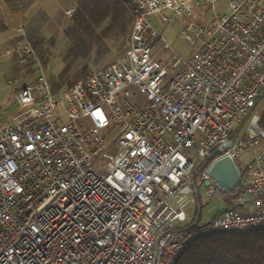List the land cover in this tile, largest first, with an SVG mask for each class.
<instances>
[{
	"label": "built area",
	"instance_id": "built-area-1",
	"mask_svg": "<svg viewBox=\"0 0 264 264\" xmlns=\"http://www.w3.org/2000/svg\"><path fill=\"white\" fill-rule=\"evenodd\" d=\"M121 1L133 18L124 55L60 95L30 41L7 50L27 82L0 126V264H176L197 237L264 228V0H227L226 12ZM170 12L186 20L188 59L154 52ZM225 154L240 172L228 191L208 173ZM217 191L226 207L204 222L202 196Z\"/></svg>",
	"mask_w": 264,
	"mask_h": 264
},
{
	"label": "rangeland",
	"instance_id": "rangeland-1",
	"mask_svg": "<svg viewBox=\"0 0 264 264\" xmlns=\"http://www.w3.org/2000/svg\"><path fill=\"white\" fill-rule=\"evenodd\" d=\"M113 1L106 0L102 5V9L96 12L97 17H102L91 18L84 22H72L71 17L65 12L55 14L54 20L42 35L35 41H30L39 54L38 56L53 92L59 95L62 94L66 86H73L83 79L85 74L102 70L124 55L126 41L132 31V17L128 13L126 14L128 19L126 33L120 37H115L112 24L109 26L111 23L110 16L106 17L112 14L108 5H113ZM120 1L117 0L118 3ZM217 6L218 9L228 11L227 0H217ZM5 10V5L0 4V24H7ZM101 11L103 13L99 14ZM168 14L171 18L168 23L165 24L156 20V25L165 41H162L154 52L162 54L164 60H168L169 51L172 49L183 58L188 59L196 48L190 34L186 31V20L171 12ZM18 42L7 43L4 36L0 35V114H2L0 126L3 122L11 120L19 110L15 92L27 82V79L24 78L23 67L16 55L7 54V50L12 49ZM134 92L137 103L140 106L145 104L146 97L136 89H134ZM263 108L264 98H260L255 112L260 115ZM116 132L117 130L112 127L103 135L110 140L116 135ZM245 132L246 128H243L242 135ZM246 154H243L241 158L244 160L249 159V155ZM192 157L197 163L193 174H197L196 178L199 179L200 173L197 172L199 159L195 153H192ZM237 163L240 164L241 160H238ZM224 197L223 191H217L213 197L208 199L202 196L200 201L202 221L205 222L209 216L217 214L226 207L227 203Z\"/></svg>",
	"mask_w": 264,
	"mask_h": 264
},
{
	"label": "trees",
	"instance_id": "trees-1",
	"mask_svg": "<svg viewBox=\"0 0 264 264\" xmlns=\"http://www.w3.org/2000/svg\"><path fill=\"white\" fill-rule=\"evenodd\" d=\"M104 2L106 0H75L71 21L78 23L102 17H97L96 12L102 9ZM108 8L112 11L106 16H110L109 26L112 24L115 37H120L126 33V14L129 12L122 1L118 3L117 0ZM90 75L85 74L83 77ZM260 98H264V92L258 98L257 105ZM260 117V125L264 128V108L260 111ZM176 264H264V228L244 232H216L197 237L178 256Z\"/></svg>",
	"mask_w": 264,
	"mask_h": 264
},
{
	"label": "crops",
	"instance_id": "crops-1",
	"mask_svg": "<svg viewBox=\"0 0 264 264\" xmlns=\"http://www.w3.org/2000/svg\"><path fill=\"white\" fill-rule=\"evenodd\" d=\"M0 4L5 5L8 24H0V35L7 43L35 41L50 26L55 14L65 12L71 17L75 7L73 0H0ZM21 26L26 29L24 35L17 32ZM15 115L1 126L11 123ZM246 155L252 156L251 153Z\"/></svg>",
	"mask_w": 264,
	"mask_h": 264
},
{
	"label": "water",
	"instance_id": "water-1",
	"mask_svg": "<svg viewBox=\"0 0 264 264\" xmlns=\"http://www.w3.org/2000/svg\"><path fill=\"white\" fill-rule=\"evenodd\" d=\"M233 142V139L228 142L230 148ZM208 173L224 191L230 190L240 178L236 162L227 154L216 157L211 162Z\"/></svg>",
	"mask_w": 264,
	"mask_h": 264
}]
</instances>
